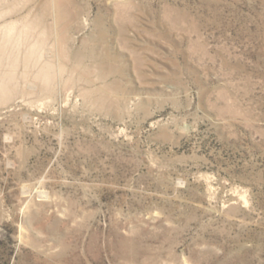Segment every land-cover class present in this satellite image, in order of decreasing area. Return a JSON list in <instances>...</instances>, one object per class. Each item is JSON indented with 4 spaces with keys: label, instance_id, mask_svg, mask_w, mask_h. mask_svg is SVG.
<instances>
[{
    "label": "rangeland",
    "instance_id": "rangeland-1",
    "mask_svg": "<svg viewBox=\"0 0 264 264\" xmlns=\"http://www.w3.org/2000/svg\"><path fill=\"white\" fill-rule=\"evenodd\" d=\"M0 264H264V0H0Z\"/></svg>",
    "mask_w": 264,
    "mask_h": 264
},
{
    "label": "bare ground",
    "instance_id": "bare-ground-1",
    "mask_svg": "<svg viewBox=\"0 0 264 264\" xmlns=\"http://www.w3.org/2000/svg\"><path fill=\"white\" fill-rule=\"evenodd\" d=\"M4 27H5L4 24L0 26V28H4ZM0 46H1V44H0ZM4 89H5L4 88V79L1 77L0 78V91H4Z\"/></svg>",
    "mask_w": 264,
    "mask_h": 264
}]
</instances>
